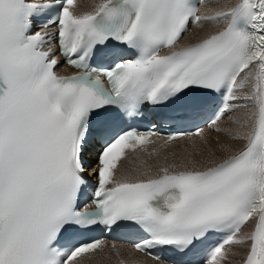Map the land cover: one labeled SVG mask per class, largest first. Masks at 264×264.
<instances>
[{"label":"snow or ice","instance_id":"6c2138e0","mask_svg":"<svg viewBox=\"0 0 264 264\" xmlns=\"http://www.w3.org/2000/svg\"><path fill=\"white\" fill-rule=\"evenodd\" d=\"M236 258L264 264V0H0V264Z\"/></svg>","mask_w":264,"mask_h":264},{"label":"bare ground","instance_id":"6f19581e","mask_svg":"<svg viewBox=\"0 0 264 264\" xmlns=\"http://www.w3.org/2000/svg\"><path fill=\"white\" fill-rule=\"evenodd\" d=\"M81 5L84 6V5H88V4L82 3ZM192 35L195 36V30L193 31V34H192ZM197 38H198V37H197ZM210 136H211L213 139H215V134L210 133ZM238 146H239V145H238ZM238 261H239V258H236V264H238Z\"/></svg>","mask_w":264,"mask_h":264},{"label":"rangeland","instance_id":"374dc122","mask_svg":"<svg viewBox=\"0 0 264 264\" xmlns=\"http://www.w3.org/2000/svg\"><path fill=\"white\" fill-rule=\"evenodd\" d=\"M212 134H214V133H212Z\"/></svg>","mask_w":264,"mask_h":264}]
</instances>
